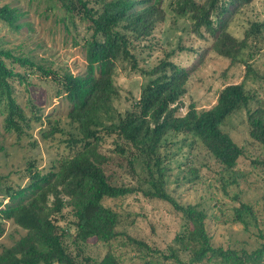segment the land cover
I'll list each match as a JSON object with an SVG mask.
<instances>
[{"label":"trees","instance_id":"16d2710c","mask_svg":"<svg viewBox=\"0 0 264 264\" xmlns=\"http://www.w3.org/2000/svg\"><path fill=\"white\" fill-rule=\"evenodd\" d=\"M88 1L55 0L63 11V18L71 23L78 18L88 30L83 41L85 69L82 73H72L66 68L61 71L46 68L29 55L0 47V113L4 131L18 138L27 133L32 121L41 118L39 113L27 114L15 98L12 80L25 77L15 65L50 75L58 85L56 94H63L69 102L68 128H63L57 119L50 122L47 118L48 126L39 129L44 139H51L58 133L57 139L64 143L67 151L45 170L34 167L28 159L27 181L22 186L0 182V218H10L25 229L10 245L2 246L0 264H79L63 241L68 225L73 226L72 239L84 244L90 237L109 244L114 237L123 234L136 246L137 254L145 248L142 249L145 255H140L144 256L146 264L149 263L147 254L157 253V249L116 227L119 211L115 200L133 191L169 202L186 220V229L175 238L187 249V262L171 252L164 257L172 256L178 264L211 259L220 264L259 260L264 252V239L249 251L211 244L204 226V211L195 203L178 202L166 190L168 166L162 152L166 135L190 133L216 162L224 168L233 167L241 148L222 130L221 122L232 110L246 105L254 97L244 86V79L221 86L211 106L196 108L189 103L186 110L179 113L180 97L188 76L186 67L170 58L172 51L150 64L142 62L145 57L149 58L153 30L165 16V9L158 0H93V4ZM249 1L173 0L171 10L185 15L190 31L197 36L204 37L205 32L210 34L213 37L211 46L218 54L230 61H242L246 74L251 66L244 51L255 37L264 33V19L250 21L238 38L219 18L229 5L234 7ZM19 16L16 7L0 5V19L10 28L20 26ZM251 53L252 50H247V55ZM118 60L148 76L137 97L124 110L116 109L112 103L117 90L111 76ZM245 122L249 135L264 145V107L256 105L247 109ZM111 134L130 143L135 153L144 157L146 187L115 183L104 170L103 164L110 155L100 144L104 136ZM114 148L119 153L124 151L122 142L116 141ZM125 160L130 165L129 158ZM190 171L193 176L197 174L193 168ZM107 198L113 203H105ZM248 209L240 202L233 208L234 218L243 220L242 212ZM97 264L121 263L107 249Z\"/></svg>","mask_w":264,"mask_h":264},{"label":"rangeland","instance_id":"374dc122","mask_svg":"<svg viewBox=\"0 0 264 264\" xmlns=\"http://www.w3.org/2000/svg\"><path fill=\"white\" fill-rule=\"evenodd\" d=\"M92 1L89 0L88 4H93ZM4 3L20 11L18 20L21 24L12 29L0 19V47L29 55L46 68L57 71L66 68L72 73L84 71L83 41L88 30L82 20L74 18L71 23L63 18V11L55 0H0V5ZM172 3L173 0H158L165 9V16L154 28L151 53L142 62L150 64L165 52L172 51L170 58L186 67L188 76L178 112L183 113L189 103L196 108L211 106L221 86L242 79L254 97L246 105L232 110L221 122L222 130L241 148L233 167L224 168L216 162L190 133L166 135L162 147L164 163L168 166L166 190L178 202L195 203L204 211V226L211 244L249 251L264 239V145L249 135L245 122L247 109L256 105L264 107V33L255 37L253 43L249 40L252 44L244 55L251 70L245 74L242 61H230L212 48L213 37L210 34L205 32L204 37H199L191 32L189 20L185 15L175 14L171 10ZM219 19L231 34L239 38L250 21L264 19V0H251L234 7L229 5ZM247 50H252V53L247 55ZM14 67L25 74L21 80H12L16 100L27 114L34 112L41 116L39 120L32 121L27 133L17 138L14 133L3 130L0 113V182L22 186L27 181L25 166L28 159L34 167L45 170L56 157L67 151L64 143L58 141V133L51 139H44L39 129L48 126L47 118L50 122L57 119L63 128H68L66 113L69 102L63 94H56L58 85L49 78L50 75L32 67V70L24 69L29 71L26 74L22 67ZM111 77L117 90L112 103L118 110L130 106L148 78L130 69L123 60L116 61ZM102 141L100 146L110 155L103 167L106 173H110L111 180L138 188L146 187L144 157L135 153L130 143L114 134L104 136ZM116 141L123 143V153L116 152ZM126 158H129L130 165ZM190 168L196 170L195 176ZM240 202L249 207L242 212L243 220L234 218L233 208ZM105 203L112 204L113 200L107 198ZM115 203L119 211L118 230L143 239L157 249V253L147 254L150 261L147 264H178L174 257L163 256L170 252L187 262V249H183L175 238L186 229V220L169 202L133 191L122 199H116ZM73 231V226L68 225L63 241L79 264H97L107 249L121 264H146L142 256L145 248L137 254L136 246L123 234L114 237L109 244L93 237L84 244L72 239ZM24 232L25 229L12 219L0 218V250ZM77 249L80 250L75 254ZM192 264L220 263L211 259ZM246 264H264V252L259 260Z\"/></svg>","mask_w":264,"mask_h":264}]
</instances>
